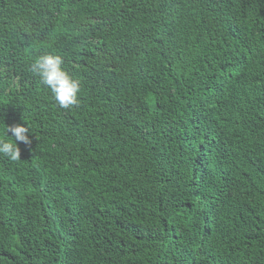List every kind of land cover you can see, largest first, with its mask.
I'll return each mask as SVG.
<instances>
[{"label":"trees","instance_id":"obj_1","mask_svg":"<svg viewBox=\"0 0 264 264\" xmlns=\"http://www.w3.org/2000/svg\"><path fill=\"white\" fill-rule=\"evenodd\" d=\"M17 125L0 264H264V0H0V137Z\"/></svg>","mask_w":264,"mask_h":264},{"label":"clouds","instance_id":"obj_2","mask_svg":"<svg viewBox=\"0 0 264 264\" xmlns=\"http://www.w3.org/2000/svg\"><path fill=\"white\" fill-rule=\"evenodd\" d=\"M62 63L61 57L57 55H44L35 61L33 70L51 88L59 105L67 108L77 102L79 83L62 70ZM8 132L15 138L17 143L14 144L0 137V153L8 155L12 160H16L19 157L18 143H28L27 129L17 125L9 127Z\"/></svg>","mask_w":264,"mask_h":264}]
</instances>
